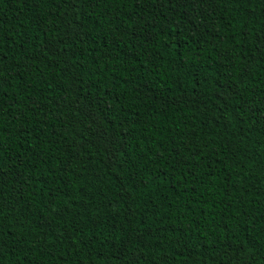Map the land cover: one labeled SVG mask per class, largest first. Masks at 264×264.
Wrapping results in <instances>:
<instances>
[{"label":"trees","instance_id":"16d2710c","mask_svg":"<svg viewBox=\"0 0 264 264\" xmlns=\"http://www.w3.org/2000/svg\"><path fill=\"white\" fill-rule=\"evenodd\" d=\"M262 36L264 0H0V264H264Z\"/></svg>","mask_w":264,"mask_h":264},{"label":"snow or ice","instance_id":"6c2138e0","mask_svg":"<svg viewBox=\"0 0 264 264\" xmlns=\"http://www.w3.org/2000/svg\"><path fill=\"white\" fill-rule=\"evenodd\" d=\"M145 2H147V0H145ZM152 2H155V0H152ZM62 3L63 4H71V5L75 6L76 5V0H62ZM69 27H71V25H69ZM259 42H260L261 45H264V36H262L260 38Z\"/></svg>","mask_w":264,"mask_h":264}]
</instances>
